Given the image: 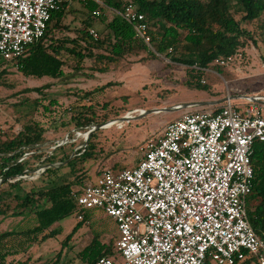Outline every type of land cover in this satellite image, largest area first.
Instances as JSON below:
<instances>
[{
  "label": "built area",
  "instance_id": "1",
  "mask_svg": "<svg viewBox=\"0 0 264 264\" xmlns=\"http://www.w3.org/2000/svg\"><path fill=\"white\" fill-rule=\"evenodd\" d=\"M64 1L0 0V60L18 66ZM91 1L106 6L105 0ZM111 8L155 51L148 22L135 4ZM90 34L99 38L95 29ZM236 57L215 64L225 66ZM233 98L247 103L234 104ZM179 110L162 133L145 140L136 165L105 169L75 189L79 221L100 208L117 222L119 258L103 256L96 264H239L252 257L264 264V234L248 213L254 144L264 141V95L229 94L217 108Z\"/></svg>",
  "mask_w": 264,
  "mask_h": 264
},
{
  "label": "trees",
  "instance_id": "2",
  "mask_svg": "<svg viewBox=\"0 0 264 264\" xmlns=\"http://www.w3.org/2000/svg\"><path fill=\"white\" fill-rule=\"evenodd\" d=\"M107 4L117 10H122L128 3H133L145 15L149 25L151 44L155 51L141 38L134 26L124 20L117 13L110 17L108 13L102 14L104 7L91 0H79L84 7L79 10L73 0H65L61 8L53 12L48 22L46 32L38 41L32 43L25 55L20 59L18 70L26 77H50L62 79L68 76L66 68L75 63L73 70L81 71L87 59L93 61V73H108L118 69L129 56H142L141 59H157L158 54L165 55L173 62L186 65L189 80L186 82L190 89L211 91V83L205 80L201 83L204 73L193 66L213 68L218 72H225L224 67L215 64L218 58H228L237 55L245 49L248 43L257 44V38L247 25L260 22V31L264 37V0H105ZM99 10L100 15L94 14ZM76 19L77 35L75 37H55L61 30L74 31L71 21ZM79 20V21H78ZM81 21V22H80ZM103 26L99 38L95 39L90 30L94 26ZM48 41V42H47ZM9 64L0 60V65ZM226 73V72H225ZM92 77V76H91ZM115 85V82L85 91L78 101L70 105L71 118L62 125H73L77 130H88L93 124H98V113L95 104L84 103L86 99L93 100V94L99 90ZM51 87L45 84L39 87L26 88L25 92L44 94V90ZM57 104V100H51ZM16 107L30 105L33 109L27 113L24 120L19 121V131L11 130L4 136L0 134V216H6L12 209L22 214L27 210L35 213V225L27 231H10L2 234L0 239L16 234H34L47 239L56 235L59 229L49 228L66 216L75 214L77 217V201L74 197L76 188H81L90 181L86 173L78 174L89 160L97 158L95 131L82 157L70 159L67 166L74 179L59 174L61 167H50L42 174L39 180L46 185L38 187L33 185L30 189L23 188L24 179L11 180L13 176L25 174L30 162L24 158L26 153L34 152L45 141L46 129L42 123L35 119V111L44 107L49 111L48 105L43 104L40 98H25L15 104ZM78 136V131L70 134V140L58 148L63 152L61 157L51 154L46 162L52 164L60 159H69ZM24 158V159H23ZM254 167L253 191L248 204L249 219L259 234H264V141L256 140L252 154ZM120 162H114L99 168L97 175L105 169L118 171L122 169ZM81 191V190H80ZM45 202V205L43 204ZM92 210L85 212V220L79 221L73 231L65 238L63 246L72 240L77 230L86 223ZM14 213V212H13ZM118 229V226H117ZM119 232V231H118ZM102 242L100 235L94 236L92 241L78 253L83 264H96V261L105 257H118L116 242ZM1 250V249H0ZM60 258L62 252L58 255ZM7 254L1 251L0 264L7 263ZM59 258V260H60ZM58 260H56L57 262ZM248 261V260H247ZM208 263L211 264L210 260Z\"/></svg>",
  "mask_w": 264,
  "mask_h": 264
},
{
  "label": "rangeland",
  "instance_id": "3",
  "mask_svg": "<svg viewBox=\"0 0 264 264\" xmlns=\"http://www.w3.org/2000/svg\"><path fill=\"white\" fill-rule=\"evenodd\" d=\"M73 2L77 9L83 10L84 7L79 0H73ZM105 4L106 6L101 9L102 14L108 13L110 17H113L116 11L107 2ZM70 21L74 31L61 30L56 33L55 37L62 38L66 35L75 37L77 35L76 28L80 25H77L79 23H76V19L72 21V18H69L67 22ZM260 22L262 21L247 25L256 32L258 43H248L247 47L242 49L244 53H238L235 60L225 65L226 73L212 68L217 73L204 72L201 75V78L211 83L210 92L188 88L186 83L189 80L188 67L159 54L157 59L146 58L144 60L141 58L146 54L129 56L118 69L102 74L93 73L90 69L93 61L90 59L85 61L81 71L73 70L75 63H71L65 69L68 76L62 79H52L46 76L26 77L14 63L0 65V134L4 136L11 130L19 131L21 128L19 118L23 121L27 113L33 109L30 105L16 107L15 104L21 100L40 98L43 104L48 105L50 109L46 111L44 107H39L35 111V119L40 121L46 129L45 141L37 150L26 153L24 157L29 160L30 165L25 171L23 188L30 189L33 185L38 187L46 185V182L39 178L49 166L61 167L59 174L74 179V175L70 173L67 166L70 159L67 158L64 161L57 159L52 164L46 162V159L53 153L61 157L63 152L58 149L59 145L68 142L69 135L75 131H78V136L71 139V141H76L74 150L68 156L71 159L76 156L82 157L93 133L98 131V135L94 137L98 157L89 160L85 165H79L83 169L78 171L79 175L86 173L91 182L95 180L102 166L114 162H120L123 168L136 165L142 156V146L145 140L151 135L162 133L168 123L182 114L181 110L169 109L158 113L147 111L146 114L139 115L135 110H157L186 102L205 100H219V102L213 105L204 103L186 110L211 108L212 106L217 108L224 104L229 94L231 96L264 95V37L260 35ZM102 28L101 24L93 27L99 34ZM108 82H115V85L96 91L92 96L93 100L84 101V103L96 105L98 124H93L85 131L77 130L70 124L62 125L70 121L72 111L68 108L72 103L82 98L85 91L95 90ZM45 84H51V87L45 89L44 94L24 91L26 88ZM51 100H57L58 103L52 104ZM232 101L239 105L247 103L241 98H233ZM131 112H135L134 118L122 119ZM111 121L118 122L97 128L89 139L85 136L92 127L99 124L107 125ZM80 145H85L84 150L74 153ZM43 204L47 205L45 202ZM18 212L19 210L12 209L6 216H0V236L10 231H27L35 225L34 212L27 210L22 214H17ZM78 222L75 214L64 217L55 222L47 231L59 229V232L43 240L41 239L43 235L38 237L34 234L7 236L0 239V249L7 254L8 264H83L78 253L92 241L94 236L100 235V239L105 243L117 239L119 232L116 220L107 215L104 210L95 208L86 223L74 234L72 240L63 246L65 238ZM60 252H62L61 258L58 256ZM210 262L218 264L214 260ZM239 264H257V260L252 257Z\"/></svg>",
  "mask_w": 264,
  "mask_h": 264
},
{
  "label": "water",
  "instance_id": "4",
  "mask_svg": "<svg viewBox=\"0 0 264 264\" xmlns=\"http://www.w3.org/2000/svg\"><path fill=\"white\" fill-rule=\"evenodd\" d=\"M201 103V104H200ZM206 104V102H186V103H182L181 104V107H177V108H167V107H164V108H161V109H157L159 112H162L163 110H169V109H172V110H179V109H181V108H183V109H187V108H190V107H194V106H199V105H202V104ZM176 107V106H175ZM156 109H152V110H145L146 112L144 113V114H146L147 113V111H148V113H150V112H156L157 111ZM123 120H128L129 118H127V117H123L122 118ZM103 126H104V124H99V125H96V126H94V127H92V129H90L89 130V132H87V137H88V139L90 138V136L92 135V133L97 129V128H103ZM60 146V145H59ZM59 146H57V147H59ZM84 147H85V145H80V146H78L77 148H76V150H75V152L74 153H76L78 150H84ZM69 159H71V157H69ZM50 167H56V166H49V168ZM24 175L25 174H20V175H17V176H13V177H11L10 179L11 180H19V179H23L24 178ZM3 179H0V182L2 181Z\"/></svg>",
  "mask_w": 264,
  "mask_h": 264
},
{
  "label": "bare ground",
  "instance_id": "5",
  "mask_svg": "<svg viewBox=\"0 0 264 264\" xmlns=\"http://www.w3.org/2000/svg\"><path fill=\"white\" fill-rule=\"evenodd\" d=\"M177 105H179V104H177ZM177 105H173L172 106V108H177ZM176 106V107H175ZM135 112H138L137 114H139V115H141V114H144L146 111L145 110H143V109H139V110H135ZM135 112H131L128 116H127V118H134L135 117ZM159 111L157 110L156 111V113H158ZM116 122H118V121H111V122H109L107 125H104L103 127H107V126H110V125H113V124H115ZM120 122V121H119ZM85 136L87 137V133L85 134Z\"/></svg>",
  "mask_w": 264,
  "mask_h": 264
},
{
  "label": "crops",
  "instance_id": "6",
  "mask_svg": "<svg viewBox=\"0 0 264 264\" xmlns=\"http://www.w3.org/2000/svg\"><path fill=\"white\" fill-rule=\"evenodd\" d=\"M202 102H206L207 104H209V105H213V104H215L216 102H219V100H205V101H202ZM6 264H8V263H6Z\"/></svg>",
  "mask_w": 264,
  "mask_h": 264
}]
</instances>
